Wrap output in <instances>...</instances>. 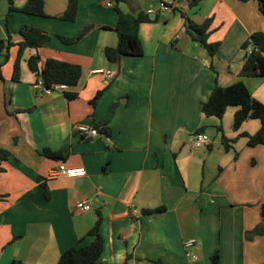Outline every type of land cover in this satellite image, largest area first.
Instances as JSON below:
<instances>
[{"label":"crops","instance_id":"obj_1","mask_svg":"<svg viewBox=\"0 0 264 264\" xmlns=\"http://www.w3.org/2000/svg\"><path fill=\"white\" fill-rule=\"evenodd\" d=\"M9 1L0 0V44L16 45L0 54V149L10 153L0 161V264H57L71 247L93 241L88 234L99 213L106 264H211L215 252L221 264H264V235L247 238L263 223L264 146L250 147L240 137L257 133L261 123L249 120L236 132L238 108L223 120L201 110L217 82L243 81L264 104V78L240 77L251 51L243 44L264 32L258 3L202 0L197 15L213 20L210 42L221 43L212 58L187 33L181 13L189 0H177L167 12L159 11L160 0H129L120 9L148 19L139 32L144 54L116 64L106 56L118 44L115 2L80 0L76 21L68 22L58 18L68 0H44L46 17L10 12ZM11 1L21 9L29 0ZM24 26L42 29L50 40L24 52L15 82ZM90 26L81 40L66 41ZM36 54L43 62L79 65V84L46 95L28 67ZM117 102L107 134L77 132L80 123L95 127ZM218 126L235 141L232 150L225 149ZM201 128L210 144L195 148ZM45 151L64 158H48ZM61 165L85 169L86 176L50 177ZM80 201L92 209H79ZM161 207L166 210L146 213ZM189 240L196 242V259L186 253Z\"/></svg>","mask_w":264,"mask_h":264},{"label":"trees","instance_id":"obj_2","mask_svg":"<svg viewBox=\"0 0 264 264\" xmlns=\"http://www.w3.org/2000/svg\"><path fill=\"white\" fill-rule=\"evenodd\" d=\"M116 3V9L118 11V24L115 31L118 36V44L114 48L106 49V56L112 63L120 64L124 57H141L144 54L142 42L140 40L139 32L142 24L146 23L148 19L143 15L126 14L120 6L124 3H128L129 0H111ZM243 3L250 1H256L259 6V10L264 15V0H237ZM9 11H19L25 14L46 17L45 13V1L44 0H29L27 4L18 9L13 5L10 0ZM202 0H189L188 8L181 14L187 25V33L192 39L199 43L208 52L210 57H215L219 52L221 43H211L210 36L212 34V19H201L197 15V11L200 7ZM80 0H68V7L64 14L58 18L68 22H74L77 19L79 11ZM93 26L85 28L81 34L74 40H66L69 42L79 41L84 38L91 30ZM23 41L17 46L19 47L18 57L14 64L13 80L19 82L21 71V60L24 52L31 48L39 50L48 41L50 37L48 34L39 28L30 26L22 27L20 31ZM16 46L9 40L8 42L2 41L0 44V54L6 48ZM242 48L251 51L246 55L240 77L242 78H264V32H256L251 38L246 41ZM9 58V56H8ZM29 69L36 74L41 83L51 88L57 84H66L69 88L76 87L82 78V68L79 65H73L66 62H62L55 59H47L42 61L39 54L33 55L28 60ZM2 76L0 75V79ZM102 95V92L98 93L94 99V105ZM69 99L76 98V94H66ZM119 105V102L114 104L106 118L95 126L100 134H107V124L113 118L115 109ZM230 107H236L238 110L234 114L233 130L238 132L249 120H259L261 128L253 135L248 133L240 134V137L248 139V146L257 147L264 146V104L255 99L246 84L240 81L229 87H222L216 84L210 97L206 102L202 104V113L207 118H217L223 120ZM205 128L198 130V133H204ZM217 131L222 134V142L227 151L233 149L232 144L234 140H230L223 134L222 126L217 127ZM45 156L54 160H62L64 157L59 152L45 151ZM10 157L8 151L0 149V161H6ZM1 170V168H0ZM165 207H161L155 210L147 211L146 213H160L165 211ZM263 223L256 227L252 232L247 233L248 240H251L255 236L264 235V204L261 207ZM102 223V215L99 213L98 220L95 226L90 230L89 236L93 238V241L84 246L76 245L65 251L61 256L57 264H106L102 262L101 258L104 252V239L100 233V227ZM13 264H22L21 261H14ZM123 264H130L127 260ZM156 264H164L162 261L156 262ZM211 264H221L219 252H215L211 258Z\"/></svg>","mask_w":264,"mask_h":264},{"label":"built area","instance_id":"obj_3","mask_svg":"<svg viewBox=\"0 0 264 264\" xmlns=\"http://www.w3.org/2000/svg\"><path fill=\"white\" fill-rule=\"evenodd\" d=\"M177 0H160L159 2V11L160 12H167L172 11L173 8L176 6ZM114 3L111 0L107 1V6L112 7ZM147 13L149 15H154L156 13V10L154 8H150ZM110 77H113L112 73L109 74ZM44 87V92L46 95H51L56 91H67L69 87L66 84H57L54 85L51 88L45 87L43 84H41ZM76 130L80 135H82L85 138H96L99 137L101 134L100 132L92 126H89L84 123L77 124ZM193 144L195 148H205L210 144V138L205 133H197L193 137ZM86 170L85 169H68L65 165H61L58 169H55L51 172L50 177L57 178V177H67V178H76V177H84L86 176ZM77 207L84 212L90 211L92 209L91 204L88 201H80L77 204ZM196 242L194 240H189L185 243L186 253L188 256L195 258L196 256L192 252L193 247L195 246Z\"/></svg>","mask_w":264,"mask_h":264},{"label":"rangeland","instance_id":"obj_4","mask_svg":"<svg viewBox=\"0 0 264 264\" xmlns=\"http://www.w3.org/2000/svg\"><path fill=\"white\" fill-rule=\"evenodd\" d=\"M234 108H236V107H230L229 109H234Z\"/></svg>","mask_w":264,"mask_h":264}]
</instances>
